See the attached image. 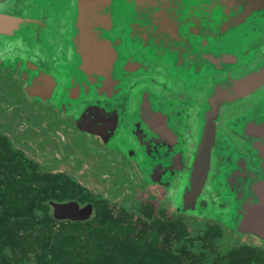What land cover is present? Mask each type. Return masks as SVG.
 <instances>
[{
    "label": "water",
    "instance_id": "95a60500",
    "mask_svg": "<svg viewBox=\"0 0 264 264\" xmlns=\"http://www.w3.org/2000/svg\"><path fill=\"white\" fill-rule=\"evenodd\" d=\"M0 76L174 213L264 244V0H6ZM48 204L58 220L94 211Z\"/></svg>",
    "mask_w": 264,
    "mask_h": 264
},
{
    "label": "trees",
    "instance_id": "16d2710c",
    "mask_svg": "<svg viewBox=\"0 0 264 264\" xmlns=\"http://www.w3.org/2000/svg\"><path fill=\"white\" fill-rule=\"evenodd\" d=\"M49 200L91 202L94 211L58 220ZM222 227L194 229L154 200L112 203L71 173L44 169L0 129V264H264V245L225 247Z\"/></svg>",
    "mask_w": 264,
    "mask_h": 264
},
{
    "label": "rangeland",
    "instance_id": "374dc122",
    "mask_svg": "<svg viewBox=\"0 0 264 264\" xmlns=\"http://www.w3.org/2000/svg\"><path fill=\"white\" fill-rule=\"evenodd\" d=\"M10 84L0 76V129L44 169L71 173L90 191L112 203L131 208L151 199L174 211L162 199L152 197L154 187L147 191L141 186L135 168L120 153L106 148L97 137L80 132L62 111L51 110L50 105L33 104L22 90L10 94L13 89ZM189 217L194 229H203L208 223L199 217ZM222 228L225 247L245 240L242 234Z\"/></svg>",
    "mask_w": 264,
    "mask_h": 264
},
{
    "label": "flooded vegetation",
    "instance_id": "af4514ba",
    "mask_svg": "<svg viewBox=\"0 0 264 264\" xmlns=\"http://www.w3.org/2000/svg\"><path fill=\"white\" fill-rule=\"evenodd\" d=\"M5 1H6V0H0V3L5 2ZM149 201H150V200H149ZM154 201H155V200H154ZM155 202H156V201H155ZM86 203H87V202H86ZM80 204H81V203H80ZM82 204H84V203H82ZM252 239H253V238H252ZM256 239H257V238H254L253 240L250 239L249 242L252 243V244H255V242H256L255 240H256ZM257 241H258V240H257ZM259 242H260V241H259ZM258 244H261V242L258 243ZM263 245H264V244H263Z\"/></svg>",
    "mask_w": 264,
    "mask_h": 264
}]
</instances>
